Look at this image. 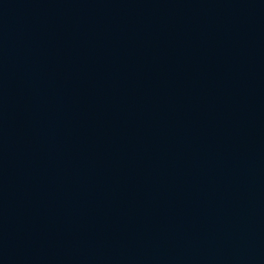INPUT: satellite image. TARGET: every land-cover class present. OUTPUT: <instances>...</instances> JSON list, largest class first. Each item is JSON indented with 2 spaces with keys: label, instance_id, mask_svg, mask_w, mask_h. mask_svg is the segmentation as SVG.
<instances>
[{
  "label": "water",
  "instance_id": "1",
  "mask_svg": "<svg viewBox=\"0 0 264 264\" xmlns=\"http://www.w3.org/2000/svg\"><path fill=\"white\" fill-rule=\"evenodd\" d=\"M0 264H264V0H0Z\"/></svg>",
  "mask_w": 264,
  "mask_h": 264
}]
</instances>
